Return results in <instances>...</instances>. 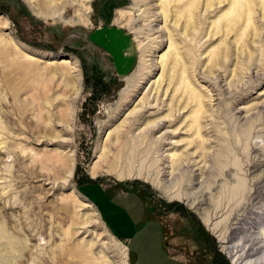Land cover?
Masks as SVG:
<instances>
[{
    "label": "rangeland",
    "instance_id": "1",
    "mask_svg": "<svg viewBox=\"0 0 264 264\" xmlns=\"http://www.w3.org/2000/svg\"><path fill=\"white\" fill-rule=\"evenodd\" d=\"M86 4L83 26L0 0V264H234L222 245L264 264V0L244 43L243 22L212 33L227 1L202 6V32L161 0ZM146 103L165 126L119 142Z\"/></svg>",
    "mask_w": 264,
    "mask_h": 264
},
{
    "label": "bare ground",
    "instance_id": "2",
    "mask_svg": "<svg viewBox=\"0 0 264 264\" xmlns=\"http://www.w3.org/2000/svg\"><path fill=\"white\" fill-rule=\"evenodd\" d=\"M24 1L27 3V5L31 9V11L36 16H38L40 18L56 19V20L63 21L64 23H71L74 25L79 24V25H83V26H86L89 23V18H90L89 16L90 15H88V14H90L92 6H91V4L88 5L86 3H91L92 0H24ZM225 1L228 2L229 7H228L226 13L220 15L217 18V20L214 21L213 24L211 25L212 28L214 29L212 31V33L214 32V34H218V33H220V31H224L226 33V35H228L232 32H235L237 34V30H238L237 25L239 24V22H243L244 28L242 29V33H241L239 39L242 43H244L245 39L243 38V36H248L247 29H248V27H250L252 19H253L252 18L253 8H252L251 0H161V5H162L161 10H162V14L165 15V20H167V18L170 15H166L165 12L168 10L170 13H172V9H174L175 10L174 15L176 16V18L183 20L184 23L187 25V27H186V25H184V31L185 32L186 31L188 32V28H190V29L197 28L198 31L202 32V30H203L202 26L204 23V14L207 12L205 10L206 12L204 11L203 14L201 13L202 6L204 5L206 8L207 7L212 8L214 5H216V4L220 5L221 3L225 2ZM70 11H72L76 14V16L73 20H70V19L68 20V18H67V13ZM120 14L123 15V12H120ZM119 20H121V19H119ZM223 26L225 27L224 29H223ZM191 34L193 37L195 36L194 32H192ZM224 44H225V46L227 45L226 43H224ZM8 45H9V43H8ZM5 47L6 46H4V48ZM6 52H12V50L6 48ZM50 55L51 54H48V56H50ZM217 56H218V53H216V52L214 54H212V58L215 61H216ZM62 63L72 64L71 61H63ZM75 67H76V64H74V68ZM75 71H76V69H75ZM185 71H186L185 67L183 66L182 67V73H185ZM70 79L74 81L73 78H69V80ZM73 81H71V82H72V85L75 87L76 82H73ZM74 83H75V85H74ZM181 83L183 84V87L186 88V90H184L183 96H185L187 99H191V101L195 102L196 109L194 111H192V113L194 114L192 121L195 123L194 128L196 129V134L200 138V136H201L200 122H201L202 111H203L202 110L203 109V101L201 98L202 96H200L198 94L197 95L194 94L195 93L194 89L190 88V84L187 82L185 77H183V80L180 82V85H182ZM178 84H179V81H178ZM72 85H70V86H72ZM66 87H68V86H66ZM78 91H79V88H78V86H76L73 93L76 94ZM125 94L126 95H124V96H126V97L123 96L124 100H122V103L125 102L124 105H127L128 103L131 102V99L128 100L127 99L128 93H125ZM133 95L134 94H132V96ZM147 99H148V96L145 95L142 98V104L145 103L147 101ZM147 107H148V105L146 103L145 106L142 107V109H140L136 112L134 110L130 112V115L132 114V120L130 121L131 118L129 119L127 116V118L129 119L130 122L127 124L126 127L123 126V128H125V129L124 130L122 129V132L119 129V132L116 134V139L119 142H120V140H124V138L126 137L125 134L128 136V133L130 132L131 128L134 126L135 123H137V124L141 123V122L144 123L145 126L142 128V131L144 132L143 138L149 137L150 135L159 131L160 129H162L165 126V122L162 123V120H160V119L151 120V118H149L150 115L149 114L146 115L144 113V111L146 109L149 110V108H147ZM146 112H147V110H146ZM168 116L169 115H167V117ZM123 123H124V121H123ZM135 129H136V127H135ZM116 130L118 131V129H116ZM164 133H163L162 137H165L166 133L168 134V132H166L165 135H164ZM160 143H161V141H160ZM118 144L120 145V143H118ZM157 144H159V143H157ZM202 144L203 143L201 141L198 146H200L202 148ZM66 168H67V170H64V171L66 173H71V168L69 166H67ZM95 173L93 172V169H92V172H91L92 176H94ZM161 190H162V188H161ZM181 199L184 201H188V200L184 199L183 197ZM196 203H197V205H195L194 207L197 210H201L202 209V207H201L202 203H198V202H196ZM187 204L190 207H193V205L191 203L187 202ZM81 205L83 207H87V206H85L84 203H81ZM93 210L94 209H92V211ZM199 214H201V211ZM88 217H90L91 220L94 219L93 221H95V222H97V221L100 222L99 217H98V213L95 211H94V213H89ZM99 222H97V223H99ZM11 243L13 246L16 247V249L18 248L19 250H22L24 247L20 241H16V242L12 241ZM222 243H225V241H223ZM222 247H223V251H225V253L233 260V263L236 264L238 259H235L236 254L234 253L233 248H231L229 246H223V245H222ZM56 261H57V263L63 262V260H61L60 258H56Z\"/></svg>",
    "mask_w": 264,
    "mask_h": 264
},
{
    "label": "crops",
    "instance_id": "3",
    "mask_svg": "<svg viewBox=\"0 0 264 264\" xmlns=\"http://www.w3.org/2000/svg\"><path fill=\"white\" fill-rule=\"evenodd\" d=\"M141 248L143 249V246H141ZM142 249H141V250H142Z\"/></svg>",
    "mask_w": 264,
    "mask_h": 264
}]
</instances>
